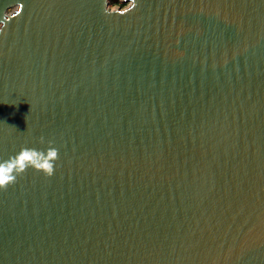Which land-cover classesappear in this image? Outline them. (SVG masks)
Segmentation results:
<instances>
[{
  "label": "water",
  "instance_id": "water-1",
  "mask_svg": "<svg viewBox=\"0 0 264 264\" xmlns=\"http://www.w3.org/2000/svg\"><path fill=\"white\" fill-rule=\"evenodd\" d=\"M0 0V264H264V0Z\"/></svg>",
  "mask_w": 264,
  "mask_h": 264
},
{
  "label": "rangeland",
  "instance_id": "rangeland-1",
  "mask_svg": "<svg viewBox=\"0 0 264 264\" xmlns=\"http://www.w3.org/2000/svg\"><path fill=\"white\" fill-rule=\"evenodd\" d=\"M111 6L113 8L125 7L126 3H124L123 0H111Z\"/></svg>",
  "mask_w": 264,
  "mask_h": 264
}]
</instances>
